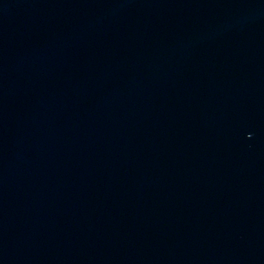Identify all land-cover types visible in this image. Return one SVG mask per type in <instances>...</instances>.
<instances>
[{
	"label": "water",
	"instance_id": "obj_1",
	"mask_svg": "<svg viewBox=\"0 0 264 264\" xmlns=\"http://www.w3.org/2000/svg\"><path fill=\"white\" fill-rule=\"evenodd\" d=\"M0 264H264V0H0Z\"/></svg>",
	"mask_w": 264,
	"mask_h": 264
}]
</instances>
